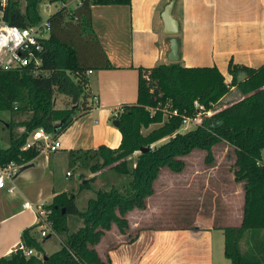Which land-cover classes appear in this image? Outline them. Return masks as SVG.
Listing matches in <instances>:
<instances>
[{"label": "trees", "instance_id": "16d2710c", "mask_svg": "<svg viewBox=\"0 0 264 264\" xmlns=\"http://www.w3.org/2000/svg\"><path fill=\"white\" fill-rule=\"evenodd\" d=\"M24 1L22 8L19 0H9L5 12L9 24L24 27L40 21L41 0ZM130 3L131 0H82L74 9H60L49 16L50 33L43 42L41 69L46 73L34 75L29 68L0 71V111L12 114L8 122L9 145L0 148V165L11 161L21 166L30 163L40 151L36 145L22 147L34 130L42 128L57 138L77 116L88 110V78L83 72L110 67L92 28L91 7ZM84 34L97 49L96 61L81 58L73 44L76 36ZM179 60L138 68L136 103L122 105L115 116L119 120L120 144L116 148L101 145L93 151L92 156L101 161L89 166L93 175L80 184L79 190L88 189L103 169L130 175L128 187L124 191L116 187L97 190L83 210L76 205V194H55L47 207L51 210L54 231L66 234L61 248L46 254V258L26 257L18 248L9 257H1L0 264H111L108 256L100 257L96 245L112 224L125 233L129 228L128 212L146 207V198L153 194L154 182L162 169L182 172L186 165L184 157L195 149L206 151L204 162L210 165L214 162L212 147L219 143L232 147L231 171L234 180L242 182L244 189L241 225L223 228L224 256L231 264H264V162L261 157L264 63L248 67L234 63L231 58L228 62L231 80L226 82L216 66H184ZM240 73L246 77L239 82ZM231 88L241 92L239 99L212 110L210 115L203 114L200 125L180 132L184 115L212 109ZM56 93L69 97L71 106L55 107ZM16 113L26 117L14 119ZM151 125L158 126L149 129ZM145 147L148 150L141 152ZM135 153L136 158L129 166ZM69 214L81 217L84 223L72 233H67ZM36 231L37 224L25 228L20 236L22 244L45 255ZM242 241L248 244L246 250L242 249Z\"/></svg>", "mask_w": 264, "mask_h": 264}, {"label": "crops", "instance_id": "0c3cea01", "mask_svg": "<svg viewBox=\"0 0 264 264\" xmlns=\"http://www.w3.org/2000/svg\"><path fill=\"white\" fill-rule=\"evenodd\" d=\"M169 1L92 5V28L110 67L92 69L87 76L89 108L58 136L59 148L48 157L39 154L28 168L14 175L7 184L14 186L13 191L0 189V258L21 248V232L36 225L38 204L48 205L55 194L69 192L58 181L61 166L71 161L80 168V158L91 156L99 146H119L121 134L113 124L114 112L136 103L138 68L170 62L169 36L163 32L160 16ZM174 12L182 65L216 66L230 82L231 58L248 67L264 63V0H175ZM216 161L210 165L203 161L202 170L197 171L200 177L188 174L185 184L173 189L169 202L154 192L146 198L144 209L128 212L129 228L125 233L113 232L106 253L98 248L105 236L96 245L100 257L108 256L111 264H231L224 249L225 259L219 253L216 256L214 249L224 243V227L241 225L244 189L230 170L226 178L219 173L211 176L210 172L223 168ZM78 173L81 183L93 175ZM229 175L232 183H227ZM133 214L138 218L134 222ZM231 214L236 215L234 221L229 219ZM241 246L246 250L248 244L242 241Z\"/></svg>", "mask_w": 264, "mask_h": 264}, {"label": "rangeland", "instance_id": "374dc122", "mask_svg": "<svg viewBox=\"0 0 264 264\" xmlns=\"http://www.w3.org/2000/svg\"><path fill=\"white\" fill-rule=\"evenodd\" d=\"M21 7H24L25 1L24 0H19ZM57 4H53V6L50 8V10L47 11H43L42 12V17L45 18L49 13L55 11V9L57 8ZM173 16L175 17V12L173 13ZM75 42L73 43L75 47H77V50L81 56V58H88L92 61H96L97 59V49L95 47L94 44H92V41L90 40V38L84 34L82 35V37L76 36L75 37ZM90 41V42H89ZM92 47V48H91ZM99 68H95V70H97ZM231 91H229V93L227 94L226 97L223 98V100H221V102L217 103L215 106V109H218L222 106H225L227 104H229L230 102H233L237 99L240 98L241 96V92L236 89V88H231ZM55 107L58 108H63V107H69L71 106V101L69 99V97L63 95V94H57L55 95ZM11 112L10 111H0V148H6L9 145V138H10V129L8 127V122L11 119ZM26 115L25 114H19L16 113V115L14 116V119H22L25 118ZM158 125H151L149 129H152L154 127H157ZM194 126L189 125L186 129H180V132H185L187 130L193 129ZM148 130H144V132L146 133ZM212 152H213V156H214V160L217 162V165L220 167H223L222 169L217 168L216 171L210 172L211 176H214L216 173H219V175H222V178H226L224 177L225 175L228 174V171L231 172V166L234 162V152L232 150L231 146H227L226 143H219L216 144L212 147ZM137 153L134 154V156L129 160V166L134 162L135 158H136ZM92 156V155H91ZM90 155H86V157H81L80 159V164L82 165L80 168L76 167V165L73 162H69L66 165L61 166V170L58 171V181L60 182L59 184L62 186H65V188L67 187L69 192H72L73 194L78 193V197L76 199V205L78 207V209L83 210L86 206V202L89 198L94 197L95 196V192L99 189H110L111 187H116L118 188L120 191H124L125 188L128 187V184L131 180L130 175L128 174H120L117 173L111 169H103L102 171H100V173L96 176L95 180L93 182L90 183V187L88 189H84V190H79V186L82 182L83 179H80L76 177L77 174H79L78 172L82 171L84 172L86 175L91 173V170L89 169V166L91 164L96 163L97 161H101L97 156L95 157H91ZM206 156V151L201 150V149H195L193 150L190 154L186 155L184 157V161H185V168L183 169V171L181 172L182 175L181 177H177L174 176V172L168 170V169H162L158 178L155 180L154 185H153V191L155 193H158L159 197H161V199L164 201H168L169 202V197L170 195L173 193V189H176L175 187L178 185H184L185 181L188 180V174H191V177H193L195 175V177H200L202 175L198 174L197 171L202 170V166H203V161L204 158ZM261 157H262V161L264 162V149H262L261 151ZM95 158V160L93 159ZM66 166V167H65ZM69 171L71 173V175L69 174L66 175V171ZM233 173V172H231ZM193 175V176H192ZM173 177H176V179H174ZM190 177V178H191ZM227 183H232V177L231 175H229V177H227ZM230 179V180H229ZM234 181V180H233ZM237 182V181H235ZM238 184V182H237ZM228 189V186H226ZM225 189V190H227ZM153 192V193H154ZM226 192V191H225ZM173 195V194H172ZM171 195V197H172ZM169 212V209H168ZM236 214V213H235ZM235 214H231L229 216V219L231 221H234V218H236ZM238 216V215H237ZM159 217V216H158ZM163 217V216H162ZM149 218V217H148ZM154 218H157V216H155ZM168 216H165V219H167ZM138 219L137 216L135 214H133L131 216V221L134 222V220ZM172 219V218H170ZM128 221V219H127ZM67 233H72L75 232L77 229H79L80 227H82L84 225L83 223V219L77 215H73V214H69L67 216ZM129 223V221H128ZM147 224H149L150 222H146ZM46 230L48 232H50V236L46 239L40 238L41 240V245L44 248L45 254L48 255V253H53L57 250H59L62 246V242L65 239L66 234L65 233H57L54 231V229L52 228H46ZM113 232H119L117 225L116 224H112L111 228L109 229V234L107 235L106 232L104 234V238L105 240H103V242H101V245L98 247L99 250L105 254L106 253V244L109 243V239L110 236L112 237ZM36 233L38 234V236L40 235V230H38V226H37V231ZM110 244V243H109ZM224 243H222V245H219L218 243L215 245L216 248L214 249V254L219 253V255H221V257L223 259V246Z\"/></svg>", "mask_w": 264, "mask_h": 264}, {"label": "built area", "instance_id": "2783aa9c", "mask_svg": "<svg viewBox=\"0 0 264 264\" xmlns=\"http://www.w3.org/2000/svg\"><path fill=\"white\" fill-rule=\"evenodd\" d=\"M82 0H41L39 3V16L40 21L24 27H19L16 25L9 24L5 20V12L8 6L9 0H0V71H11V70H22L24 68H29L34 75H43L46 72L41 69L42 58L41 54L43 52V42L49 36L51 23L49 16L53 13L59 11L62 8L74 9L81 4ZM53 4H57L55 11L49 13L45 18L42 17L43 11H49ZM15 29L18 32L17 35H10L8 31H3V29ZM27 35H24V33ZM5 37H8L5 43ZM92 73V69H88L83 72L85 76ZM94 103H97L96 97L93 99ZM196 107H199L195 103ZM209 109L204 112H196L193 115H184L182 118L181 128L186 129L189 125L197 127L202 122L203 114L210 115L212 110ZM122 109L119 108L118 111L114 112V117ZM33 145L39 149L40 154L49 156L51 152L56 151L59 148V140L53 138L51 134L44 131L42 128H37L34 130L26 140L23 149H27ZM21 165H18L14 161H11L5 165H0V189L7 187L8 191H13L14 186H7L9 182L12 181L14 175H16L17 170ZM70 172H67L69 175ZM34 212L36 214V224L38 230H40V238L47 237L50 232L46 228H51L52 222L50 220L51 210L47 207V204H38ZM21 249L26 257L36 255V251L33 248H27L23 245ZM72 256L75 255L72 253ZM41 257V256H40Z\"/></svg>", "mask_w": 264, "mask_h": 264}, {"label": "water", "instance_id": "95a60500", "mask_svg": "<svg viewBox=\"0 0 264 264\" xmlns=\"http://www.w3.org/2000/svg\"><path fill=\"white\" fill-rule=\"evenodd\" d=\"M175 0H170L167 2L160 14L162 24H163V32L169 36V51L167 54V58L170 62H177L179 60V45L177 40V35L179 33V22L178 20L173 16V8H174ZM246 75L244 73H240L238 76V81H243L245 79ZM113 124L118 127L119 120L114 119ZM148 150V147L141 148L140 151L144 152ZM30 164H26L23 166H20L17 170L16 174H19L24 169L28 168ZM64 211V209H63ZM49 235L47 236V238ZM37 257L46 258L47 255H41L40 252L36 253Z\"/></svg>", "mask_w": 264, "mask_h": 264}, {"label": "clouds", "instance_id": "9594fccd", "mask_svg": "<svg viewBox=\"0 0 264 264\" xmlns=\"http://www.w3.org/2000/svg\"><path fill=\"white\" fill-rule=\"evenodd\" d=\"M3 31H8L10 35H17V37H18V32L15 29H7V28H5V29H3ZM24 35H27V33L25 32ZM4 39H5V43H6L8 37H5ZM0 186H2V185H0Z\"/></svg>", "mask_w": 264, "mask_h": 264}]
</instances>
